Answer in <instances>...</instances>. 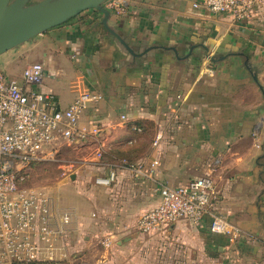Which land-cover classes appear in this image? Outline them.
<instances>
[{
  "label": "crops",
  "instance_id": "1",
  "mask_svg": "<svg viewBox=\"0 0 264 264\" xmlns=\"http://www.w3.org/2000/svg\"><path fill=\"white\" fill-rule=\"evenodd\" d=\"M123 1L126 13L108 9V25L135 55L102 14L86 11L0 56V71L21 84L25 68L41 64L42 84L28 89L51 95L57 110L81 93L102 97L80 118L87 138L56 145L57 154L64 144L78 154L61 184L71 188L60 207L75 213L62 264H134L130 250L145 236L137 222L160 204L159 188L206 175L240 238L212 233L206 218L154 239L173 247L175 264H264V8L247 25L202 0ZM205 47L222 58L211 61ZM123 159L160 165L153 180L135 179ZM112 169L117 182L96 185Z\"/></svg>",
  "mask_w": 264,
  "mask_h": 264
},
{
  "label": "built area",
  "instance_id": "2",
  "mask_svg": "<svg viewBox=\"0 0 264 264\" xmlns=\"http://www.w3.org/2000/svg\"><path fill=\"white\" fill-rule=\"evenodd\" d=\"M214 14H225L243 24H252L264 8V0H202ZM107 9L119 15L127 11L123 0H108ZM23 83L8 79L0 71V264H62L69 256V235L75 213L56 207L46 191L27 190L25 183L37 165L50 163L60 141L79 143L87 131L79 121L101 100L96 93H81L65 110L51 104V95L28 89L42 84L44 67L35 63L23 72ZM160 140L154 141L156 146ZM135 179L153 180L160 165L154 159L148 167L127 165ZM118 180L117 169L96 178L98 186L110 188ZM160 204L143 213L137 222L145 236L164 233L179 221L194 225L211 219V232L231 242L242 235L218 207L220 192L209 176L194 178L177 187L159 188ZM109 247L110 242L104 243Z\"/></svg>",
  "mask_w": 264,
  "mask_h": 264
},
{
  "label": "water",
  "instance_id": "3",
  "mask_svg": "<svg viewBox=\"0 0 264 264\" xmlns=\"http://www.w3.org/2000/svg\"><path fill=\"white\" fill-rule=\"evenodd\" d=\"M107 1L0 0V56L86 11H95L102 14L106 29L117 37L131 54L135 55V50L116 31L109 27L110 12L105 7ZM205 49V56H208L211 61L222 58L219 55H210L208 47H205ZM147 53L148 50L144 52V54ZM254 77L257 80V71L254 73Z\"/></svg>",
  "mask_w": 264,
  "mask_h": 264
},
{
  "label": "rangeland",
  "instance_id": "4",
  "mask_svg": "<svg viewBox=\"0 0 264 264\" xmlns=\"http://www.w3.org/2000/svg\"><path fill=\"white\" fill-rule=\"evenodd\" d=\"M75 151L72 147L64 144L60 148L59 153L56 154L53 162L37 165L33 168L24 188L27 190L46 191L54 198L55 206L60 207L59 199L60 203L64 204L69 188H71L66 185L61 186V184L72 180L70 176L74 175L75 171H77L76 168H78V164L73 162L78 156ZM86 183L89 184L90 182ZM154 237L144 236L142 237L143 239L133 244V248L130 251L138 258L134 264H175V259L170 255L174 251L173 247L168 244H161V241H158L160 242L158 243ZM97 246H99L98 249L100 251L105 249L102 244H97ZM76 264H82V262L80 261Z\"/></svg>",
  "mask_w": 264,
  "mask_h": 264
},
{
  "label": "trees",
  "instance_id": "5",
  "mask_svg": "<svg viewBox=\"0 0 264 264\" xmlns=\"http://www.w3.org/2000/svg\"><path fill=\"white\" fill-rule=\"evenodd\" d=\"M140 127H141V126H139V127H137V128L140 129ZM122 163H123V165H124L125 163H126L127 165H134L133 162H131V161L128 160V159H123V160H122ZM124 166H126V165H124Z\"/></svg>",
  "mask_w": 264,
  "mask_h": 264
}]
</instances>
